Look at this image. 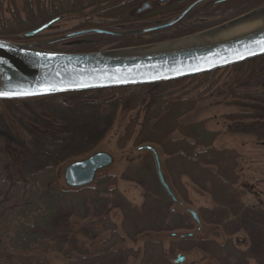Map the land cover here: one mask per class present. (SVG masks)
<instances>
[{
    "label": "trees",
    "instance_id": "1",
    "mask_svg": "<svg viewBox=\"0 0 264 264\" xmlns=\"http://www.w3.org/2000/svg\"><path fill=\"white\" fill-rule=\"evenodd\" d=\"M23 1L19 11L8 8L7 17L1 15L0 9V38L26 40L25 32L77 10L68 1L48 0L46 4L40 0ZM255 1L257 6L264 4V0ZM8 2L13 6L12 0ZM92 5L85 3V7ZM114 24L118 23L89 19L88 23L81 22L72 30H111ZM199 30L201 28L186 29L162 36L159 42ZM61 34L56 32L49 36ZM100 35L117 41L119 45L115 47L144 43L139 34ZM104 42H73L58 50L91 52L101 49ZM261 79H264V55L220 70L158 84L23 98L52 99L54 111L40 110V119L48 124L22 116L11 118L17 126L8 123L15 142L31 148L34 155L40 154L33 155L35 168L18 172V179H14L10 167L14 159H21V156L24 164V150L6 138H0V155L8 158L0 163V264H50V253L60 255L63 264H132L133 258L138 259L135 264H172L161 242L140 238L144 234L187 229L192 217L187 210L173 209L176 201H172L159 184L151 152L139 150L136 161L130 162L121 177L141 188L139 205L119 192L117 178L105 169L96 174L91 184L70 188L57 175V170L71 156L58 162L45 159L48 155L45 148L51 147L46 143L52 144L55 139L65 136L62 126L71 121L93 120L96 114L89 109L93 105L104 115L109 104L122 111L137 109L124 131L117 136L119 149L130 139L136 148L154 147L163 156L164 173L170 178L177 196L186 194L185 180L210 195L211 205L200 208L199 219L203 223L216 224L226 238L222 244L210 241L207 245L204 255L210 263L244 260L245 264L249 261L264 264V210L242 201L244 193L236 187L234 151L215 146L218 132L208 129L205 120L183 121L199 100L214 95L237 102L240 106L238 114L243 118L264 115V94L248 93V89L258 85ZM114 209L121 216L119 231L112 227L107 229L120 240H115L113 234L98 239L101 229L113 224L109 215ZM126 238L137 243V248H127L123 244ZM86 242L91 243V250L86 247ZM187 244L189 246H185ZM193 244V239H172L169 250H188L195 247Z\"/></svg>",
    "mask_w": 264,
    "mask_h": 264
},
{
    "label": "rangeland",
    "instance_id": "2",
    "mask_svg": "<svg viewBox=\"0 0 264 264\" xmlns=\"http://www.w3.org/2000/svg\"><path fill=\"white\" fill-rule=\"evenodd\" d=\"M8 1L9 0H2L0 3L1 15L3 17L9 16L8 8H17L19 11L24 4L23 0H12L13 6H10ZM39 2L46 4L49 1L40 0ZM256 7L258 6L255 0H244L243 2L230 7H225V5H211L206 8L200 7L190 14V19L188 21L200 18L202 20L200 23L207 25L206 27L209 28L222 23L220 21H224V19L228 20ZM19 14L23 15L22 13ZM75 22L76 20L68 17V15L64 16L61 20L53 23L46 30L39 33L38 35L41 34V37H37L36 35L32 38H25L26 40L23 41L40 44V47L54 51H59L58 49L63 45L73 42L94 43L97 41H105L104 44L101 45V49L113 48L116 45H119L117 41H111L98 33L77 35L67 39L48 42V40L57 37L49 36L50 34L64 29L66 30V28H69ZM173 32V29H166L160 32L144 34L142 35L144 41L143 44L158 43L160 37L170 36ZM62 35L66 34L62 33L60 36ZM248 93L264 94V79H261L255 87L249 88ZM53 103L54 101L52 99L42 98L0 100V138L4 137L13 142V145L16 144V146H18V142H15L11 130L9 129V124L17 126L15 125V121L12 123L11 118L22 116L31 120H41L42 123L48 124L44 119H40V110L53 112ZM239 107L240 106H238L237 102L230 99H223L221 95H217V97L216 95L213 97H205L199 100L194 109L184 116L183 121L205 120L208 129L218 132V136L214 141L215 146L218 148L233 150L235 153V172L237 174L236 187L244 193L242 201L250 207L264 210V115H259L257 118L250 117V119H247L245 116L243 118L238 114ZM98 108L99 107L96 105L90 106L89 108L94 115L96 114L93 120L85 119L83 123H80L79 121H71L68 125L64 127L62 126L63 132L66 133L63 138L55 139L52 144L50 142H44L48 146H51L50 148H45L48 152L45 159H52L58 162L60 160L62 161L65 156H71L58 167L57 175L60 179H63V168L68 163L74 160L83 159L96 151H105L111 155L113 160L112 164L105 168V170L117 178L116 187L119 192L131 202L139 205L142 201L141 188L136 183L121 179L124 170L130 162L136 161L139 150L133 146L132 139H130L122 149H119L116 145L117 136L124 131L137 109L122 111L117 108V106L115 107L109 104L105 109L106 114L103 115L98 113ZM67 134L69 136H67ZM0 144H2V140H0ZM19 146H22L21 148L24 150V164L21 162L22 156L21 159L20 157H18L17 160L14 159L12 162L13 164L10 167L12 176H15L14 179H18V172H22L23 169L30 170L35 168L33 165L34 153L31 148L26 145L25 147L23 145ZM39 149L41 150V148ZM38 155L40 156V154L34 156L37 157ZM3 157L4 156L0 155V158ZM159 158L162 166L163 156L159 154ZM7 160V157L3 158L0 163L2 164V161L5 162ZM162 171L166 182L169 184L170 189L173 192L171 180L167 174L165 175L163 167ZM184 187L186 194H184L183 197L177 196V194L173 192L176 198V203L173 205V209L181 212H186V210L191 209L194 210L199 217L200 208L211 205V197L207 193L197 189L188 180H185ZM109 216L113 224H111V226L103 227L98 239H104L114 233L113 231L110 233V230L107 229L109 227L116 228L119 231L121 220L120 212L117 209H114ZM143 238H150L153 241L161 242V245L166 251L172 264H211L205 257L204 250L208 247L207 245L211 243L210 241L222 244L226 239L223 231L216 224L203 223L200 219L199 224L191 219L190 227L187 229H181L174 231L173 233L164 232L150 233L148 235L144 234L140 239ZM178 238L187 240L193 239V245H195V247L182 251L169 250L170 241ZM115 240H120V237L118 239L115 237ZM130 240L131 239L126 238L123 244L126 245L127 248H137V243ZM188 244L185 246H189ZM86 247L91 250V243L86 242ZM178 257H183L182 262H176ZM48 258L50 264L64 263L63 258L55 253H50ZM137 262L138 259L136 258L130 260V263L132 264ZM245 263L244 260H239L238 262L235 261L234 263L232 261L224 260L220 264ZM247 264H252V261L247 262Z\"/></svg>",
    "mask_w": 264,
    "mask_h": 264
},
{
    "label": "water",
    "instance_id": "3",
    "mask_svg": "<svg viewBox=\"0 0 264 264\" xmlns=\"http://www.w3.org/2000/svg\"><path fill=\"white\" fill-rule=\"evenodd\" d=\"M192 7V6H191ZM159 26L135 31L110 32L100 29L70 33L50 41L93 32L109 35L147 33L171 26L189 10ZM58 18L23 34L32 38ZM264 4L199 32L176 39L135 46L115 47L91 52L47 50L40 44L0 38V96L4 99L45 97L57 94L152 85L208 73L264 55ZM51 88L50 91L44 89ZM11 93H30L11 95ZM153 154L159 184L176 201L166 182L157 150L148 145L137 148ZM105 151L68 163L62 172L66 186L78 188L91 184L96 174L112 164ZM199 223L194 210H187ZM178 257L176 262H182Z\"/></svg>",
    "mask_w": 264,
    "mask_h": 264
},
{
    "label": "flooded vegetation",
    "instance_id": "4",
    "mask_svg": "<svg viewBox=\"0 0 264 264\" xmlns=\"http://www.w3.org/2000/svg\"><path fill=\"white\" fill-rule=\"evenodd\" d=\"M2 0H0L1 2ZM53 1V0H52ZM54 1H68L71 5L76 6L77 10L57 16V21L61 20L64 16L75 19L76 22L72 24L66 30L57 31L63 34H70L79 31H88L92 29H76L72 30L74 26L82 23H88L89 19L101 20L102 22H117L113 25V29L104 31L110 32H123V31H135L148 27L159 26L165 24L182 12L190 8L184 16L178 19L174 24L168 27L156 29L147 33H140L144 35L148 33L160 32L166 29H173L174 33L185 31L186 29L195 30L201 28L204 30L207 28L205 24L200 23L202 20L196 18L193 21L190 19V14L200 7L225 5V7L234 6L244 0H54ZM85 3H92V6L85 7ZM84 4V5H83ZM192 6V7H191ZM53 19V18H52ZM56 21V22H57ZM224 21H226L224 19ZM223 20L220 22H224ZM199 30V31H201ZM196 31V32H199ZM193 32V33H196ZM93 32H86L82 34H88ZM192 33V34H193ZM80 34V35H82ZM103 34V33H98ZM138 35V34H132ZM116 36H131V35H116Z\"/></svg>",
    "mask_w": 264,
    "mask_h": 264
},
{
    "label": "snow or ice",
    "instance_id": "5",
    "mask_svg": "<svg viewBox=\"0 0 264 264\" xmlns=\"http://www.w3.org/2000/svg\"><path fill=\"white\" fill-rule=\"evenodd\" d=\"M261 45L264 46V42H261ZM45 91H50L52 90L51 88H46L44 89ZM30 93H11V95H28ZM7 95H10V93H2L0 92V96H7Z\"/></svg>",
    "mask_w": 264,
    "mask_h": 264
},
{
    "label": "bare ground",
    "instance_id": "6",
    "mask_svg": "<svg viewBox=\"0 0 264 264\" xmlns=\"http://www.w3.org/2000/svg\"><path fill=\"white\" fill-rule=\"evenodd\" d=\"M63 36V35H62ZM58 37H60V36H58ZM55 38H57V37H55ZM53 39V38H52ZM113 48H115V47H113Z\"/></svg>",
    "mask_w": 264,
    "mask_h": 264
}]
</instances>
